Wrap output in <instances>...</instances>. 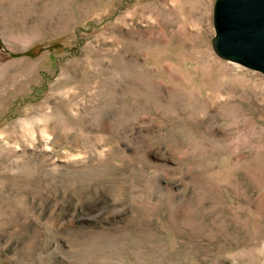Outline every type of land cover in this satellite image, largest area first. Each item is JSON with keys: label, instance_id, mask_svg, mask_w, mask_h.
<instances>
[{"label": "rangeland", "instance_id": "1", "mask_svg": "<svg viewBox=\"0 0 264 264\" xmlns=\"http://www.w3.org/2000/svg\"><path fill=\"white\" fill-rule=\"evenodd\" d=\"M216 0H0V264H264V74Z\"/></svg>", "mask_w": 264, "mask_h": 264}, {"label": "water", "instance_id": "2", "mask_svg": "<svg viewBox=\"0 0 264 264\" xmlns=\"http://www.w3.org/2000/svg\"><path fill=\"white\" fill-rule=\"evenodd\" d=\"M215 52L264 74V0H216Z\"/></svg>", "mask_w": 264, "mask_h": 264}]
</instances>
